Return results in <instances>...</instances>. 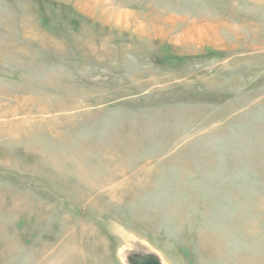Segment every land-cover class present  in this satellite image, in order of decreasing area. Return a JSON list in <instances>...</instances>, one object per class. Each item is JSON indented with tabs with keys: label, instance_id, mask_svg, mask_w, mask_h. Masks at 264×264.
<instances>
[{
	"label": "rangeland",
	"instance_id": "1",
	"mask_svg": "<svg viewBox=\"0 0 264 264\" xmlns=\"http://www.w3.org/2000/svg\"><path fill=\"white\" fill-rule=\"evenodd\" d=\"M264 264V0H0V264Z\"/></svg>",
	"mask_w": 264,
	"mask_h": 264
},
{
	"label": "water",
	"instance_id": "2",
	"mask_svg": "<svg viewBox=\"0 0 264 264\" xmlns=\"http://www.w3.org/2000/svg\"><path fill=\"white\" fill-rule=\"evenodd\" d=\"M130 264H164L161 258L154 252H137L128 256Z\"/></svg>",
	"mask_w": 264,
	"mask_h": 264
},
{
	"label": "bare ground",
	"instance_id": "3",
	"mask_svg": "<svg viewBox=\"0 0 264 264\" xmlns=\"http://www.w3.org/2000/svg\"><path fill=\"white\" fill-rule=\"evenodd\" d=\"M139 243L135 240H131V243L129 246H125L123 247L121 250H120V254H121V257L123 258V260L125 259L126 263L127 264H130L128 262V256L131 254V253H137V252H153V251H150L149 249H145V248H137V249H133V250H129L130 248H136V247H139ZM158 255V254H157ZM159 256V255H158ZM160 257V256H159Z\"/></svg>",
	"mask_w": 264,
	"mask_h": 264
}]
</instances>
